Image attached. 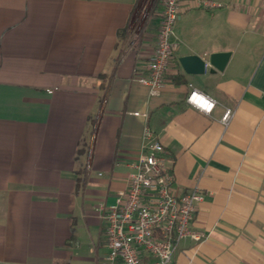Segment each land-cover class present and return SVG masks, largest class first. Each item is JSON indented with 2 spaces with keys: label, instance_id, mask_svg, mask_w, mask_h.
Segmentation results:
<instances>
[{
  "label": "crops",
  "instance_id": "obj_1",
  "mask_svg": "<svg viewBox=\"0 0 264 264\" xmlns=\"http://www.w3.org/2000/svg\"><path fill=\"white\" fill-rule=\"evenodd\" d=\"M215 1L182 10L150 95L139 78L159 0L140 22V0H0V264H103L98 208L125 188L146 124L173 191L203 192L191 227L204 236L183 238L171 264H264V0ZM189 54L204 73L185 72ZM191 87L215 101L210 113L186 101Z\"/></svg>",
  "mask_w": 264,
  "mask_h": 264
},
{
  "label": "built area",
  "instance_id": "obj_2",
  "mask_svg": "<svg viewBox=\"0 0 264 264\" xmlns=\"http://www.w3.org/2000/svg\"><path fill=\"white\" fill-rule=\"evenodd\" d=\"M159 1L162 12L156 44L146 73L139 78L150 95H157L166 83L172 53L179 45L174 24L182 10H211L221 6L215 0ZM194 92L203 94L191 87L186 97L188 103ZM189 104L194 106V103ZM230 115L227 109L221 121L227 123ZM142 140L133 170L127 174L125 188L116 193L114 203L98 208L100 219L105 222L108 247L103 264H171L173 253L183 238L200 240L204 236L191 227L196 204L203 199V192L194 188L175 193L170 169L172 159L165 154L162 143L147 124Z\"/></svg>",
  "mask_w": 264,
  "mask_h": 264
},
{
  "label": "water",
  "instance_id": "obj_3",
  "mask_svg": "<svg viewBox=\"0 0 264 264\" xmlns=\"http://www.w3.org/2000/svg\"><path fill=\"white\" fill-rule=\"evenodd\" d=\"M229 55V51L211 53L208 59V63L211 66L209 72L222 70L229 58ZM179 62L187 73L202 74L205 72L206 59L199 55H183L179 57Z\"/></svg>",
  "mask_w": 264,
  "mask_h": 264
},
{
  "label": "clouds",
  "instance_id": "obj_4",
  "mask_svg": "<svg viewBox=\"0 0 264 264\" xmlns=\"http://www.w3.org/2000/svg\"><path fill=\"white\" fill-rule=\"evenodd\" d=\"M189 103H194V106L197 107L199 110L206 111L208 113H210L213 107L215 106L214 101L199 92H194L189 97Z\"/></svg>",
  "mask_w": 264,
  "mask_h": 264
},
{
  "label": "rangeland",
  "instance_id": "obj_5",
  "mask_svg": "<svg viewBox=\"0 0 264 264\" xmlns=\"http://www.w3.org/2000/svg\"><path fill=\"white\" fill-rule=\"evenodd\" d=\"M152 0H141V4H140V8H139V11H138V22L141 21V18L143 16V7H147L149 5V3L151 2Z\"/></svg>",
  "mask_w": 264,
  "mask_h": 264
},
{
  "label": "trees",
  "instance_id": "obj_6",
  "mask_svg": "<svg viewBox=\"0 0 264 264\" xmlns=\"http://www.w3.org/2000/svg\"><path fill=\"white\" fill-rule=\"evenodd\" d=\"M139 4H141V0H140V3ZM139 8H140V6H139Z\"/></svg>",
  "mask_w": 264,
  "mask_h": 264
}]
</instances>
